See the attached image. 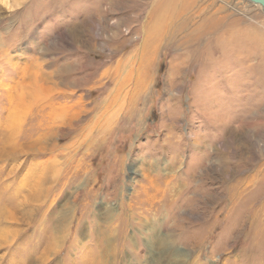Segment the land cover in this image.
<instances>
[{
	"label": "rangeland",
	"instance_id": "obj_1",
	"mask_svg": "<svg viewBox=\"0 0 264 264\" xmlns=\"http://www.w3.org/2000/svg\"><path fill=\"white\" fill-rule=\"evenodd\" d=\"M141 1L151 4L155 0ZM109 2L117 1L0 0V112L7 104L2 86L13 85L20 76V80L25 77L30 82L23 84L29 90L28 86L34 85L30 75L39 69L45 51H50L48 62L77 69L69 76L81 81L72 99L62 103L77 112L84 103L93 105L103 100L112 84L108 79L102 81L98 68H108L130 55L142 40L138 23L124 26L116 36L105 29L104 22L113 25L119 18L132 17L143 23L151 9L146 6L140 12L128 9L111 13ZM184 2L186 8L176 22L187 24L186 28L174 41L161 46L150 71L151 85L138 98L136 107L121 112L106 133H96L89 153L86 146L77 150V160H83L90 178L84 181L81 174L73 176L74 163L68 162L53 185L59 197L54 212L45 214L48 220L56 217L67 195L77 211L70 231L74 245L69 247V239L60 255L48 264H93L90 257H80L101 253L98 234L114 232L115 228L117 264H122V258L125 264H144L153 254L149 235L155 234L146 231V220L161 231L158 233L163 238L171 234L173 223L183 221V228L171 230L176 253L168 255L169 264L179 262L186 250L192 254L193 244L197 248L191 257L196 258L200 251L201 262H206L215 249V264H224L226 259L231 260L228 264H264V181L260 182L264 175V80L260 84L253 71L264 51V15L245 0ZM227 3L234 5V10ZM235 7L249 15L242 23L257 29L262 38L254 39L257 44L240 38L221 52H213L207 72L198 81L200 65L186 66L188 50L180 44L201 34L216 14L229 18L233 13L235 19H241ZM98 10L104 12L100 21L85 26V18ZM126 38L133 41L126 43ZM251 60L256 64L252 66ZM177 63L186 67L179 75L173 73ZM172 74L179 86L171 82ZM49 86L43 84L44 89ZM196 101L197 108L192 105ZM79 102L82 105L78 107L75 103ZM35 107L27 103L22 108V124L36 120L31 115L32 110L34 114L38 110ZM71 139L64 137L58 144L63 147ZM23 159L19 158L21 162ZM28 169L29 164L27 173ZM238 191L241 195L233 204L232 195ZM217 193L220 201L210 202V196ZM100 206L115 210L108 225L101 218ZM201 213L205 219L198 217ZM49 221L44 223L47 229ZM35 229L36 225L31 226L24 234L29 236ZM81 231L88 233L87 239L81 238ZM79 239L81 242L75 243ZM159 253L162 251H156V256Z\"/></svg>",
	"mask_w": 264,
	"mask_h": 264
},
{
	"label": "bare ground",
	"instance_id": "obj_2",
	"mask_svg": "<svg viewBox=\"0 0 264 264\" xmlns=\"http://www.w3.org/2000/svg\"><path fill=\"white\" fill-rule=\"evenodd\" d=\"M116 1L108 3L109 12L116 13L128 9L140 12L144 11L146 6H151V9L143 23L138 22V18L133 19L132 17L119 18L113 25L104 22L105 29L108 32H113L116 36L121 35V29L124 26L130 28L131 24L138 23V33L142 32V40L130 55L118 59L108 68H98L102 81L108 79L112 84V88L102 101L93 105L92 103L83 105L80 102L75 103L78 107L82 105L80 111L77 112L72 111L73 106L62 103L63 99L64 101L72 99L74 88L81 86V81H74L70 78L69 75L77 70L73 66L66 68L64 65L57 64L56 61L48 62L46 59L50 51H45L47 53L43 57L45 59H42V63L37 65L39 69L30 75L34 85L28 86L29 90L23 84L28 85L30 82H26L25 77L20 80V76L17 77L18 80H15L13 85L2 86L7 94H5L7 104L2 107L0 112V264H48L60 255L71 238L70 231L77 207L67 195L64 203L58 207L60 211L57 210L56 217L49 221L45 214L54 212V204L59 197L58 193L54 192L53 185L57 183L59 175L68 162L74 163L73 176L79 177L81 174L84 181L90 178L83 160H77V150L86 146V153H89L94 145L96 133L99 134L98 136L106 133L113 125V119H116L121 112L136 107L138 98L151 85L150 71L161 46L174 41L177 34L186 28L187 24L176 22L186 8L185 3L187 2L183 3V0H155L151 4H145L141 0ZM245 1L251 7L260 9L264 15L261 4ZM226 5L229 9L234 10V5L230 3ZM235 10L238 11L235 14L241 16V19H235L232 12H230L232 16L229 18L225 15L217 17L215 13L216 17L212 18L211 22L204 27L205 29L203 28L201 34L180 44L182 48L186 47L188 50L187 58L184 61L186 66L191 63L192 66L200 65L197 73L198 81L202 79L213 52H221L227 44L235 43L240 38L245 39L248 43L257 44L254 39L261 37L257 34V29L252 30L246 25L245 22L249 15L238 7H235ZM102 13H104L103 10H98L96 14L85 18L83 24L86 26L95 20L100 21ZM227 19L230 22L227 23ZM243 20H245L244 23H242ZM251 38H253L252 42L248 40ZM112 40L114 39L112 38ZM131 41L133 40L130 38L125 40L126 43ZM251 61L252 66L256 64L253 60ZM181 65V63L175 64L173 73L177 75L182 73L186 67L183 68ZM253 71L256 80L261 84L264 80V51L259 63L253 66ZM30 76L26 77L30 80ZM172 77L171 82L179 86L178 79L175 80L174 74ZM43 84L51 86L44 89ZM27 103H30L31 106L35 105V109H38L35 114L33 110L31 111V115H35L36 120L30 125H24L21 121V115L23 116L25 112L22 108ZM192 105L197 108L199 102L196 101ZM71 111L72 113H70ZM69 136H72L71 141L60 147L59 139ZM22 157L25 158L23 162L19 160ZM38 157H43V160L38 161ZM249 159L252 158L249 157ZM15 161L19 168L17 164L15 165ZM27 164L30 165L28 173L25 170ZM31 170L33 172L30 173ZM227 173L230 174L229 171ZM262 177L260 182L264 181V175ZM165 183L166 185L170 184L169 181H165ZM233 189L237 190L238 188ZM238 194L241 195V191L232 195L233 204L236 202L235 197ZM220 196L219 193L210 196V202L218 203L221 199ZM173 203L169 202L168 204L172 205ZM165 206L166 204L163 203L161 207ZM104 207L100 206V213L103 215L101 218L108 225L113 221L115 210L111 207ZM198 217L203 218L204 214L201 213ZM81 220L79 224L83 222ZM48 221L49 229L44 224ZM182 222L180 220L178 223H173L172 226L181 229L183 228ZM34 225H36V229L31 235L24 234L28 228ZM143 226H146L147 232H155L153 237L149 235L148 243V246L150 245L152 248L150 252L153 254L149 257L150 259L147 258L144 261V264H169L168 255L172 254L173 256L176 253L173 249L174 242L171 241L174 233L171 231L173 227H169L171 234L163 238V235H159L161 231L159 230L158 233L157 229L150 226L147 220ZM84 231L80 232L81 238L86 237L87 239L88 233ZM107 232H101L97 237L101 253H93L89 256L86 253L80 259L84 260L85 257H90L93 264H117L119 251L116 232L110 230ZM80 240L75 243H80ZM70 243H74L73 239H70ZM105 243L107 246L103 247ZM198 244L202 245L200 242ZM73 245L69 247L71 248ZM193 246L190 251L194 255L197 246L194 244ZM158 250L162 253L156 256L155 252ZM68 251L67 256L71 252L70 249ZM199 253L200 251L197 257L193 258L191 257L193 255L186 250L181 254L179 262L176 264H215V261H212L217 257L215 249L209 252L206 262L199 261ZM119 261L125 264L126 260L122 258ZM229 261L231 260L226 259L224 264H228Z\"/></svg>",
	"mask_w": 264,
	"mask_h": 264
},
{
	"label": "water",
	"instance_id": "obj_3",
	"mask_svg": "<svg viewBox=\"0 0 264 264\" xmlns=\"http://www.w3.org/2000/svg\"><path fill=\"white\" fill-rule=\"evenodd\" d=\"M255 4H261L262 8H263V13H264V0H249Z\"/></svg>",
	"mask_w": 264,
	"mask_h": 264
}]
</instances>
